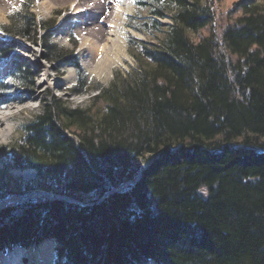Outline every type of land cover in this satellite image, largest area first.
Returning <instances> with one entry per match:
<instances>
[{
	"label": "trees",
	"instance_id": "trees-1",
	"mask_svg": "<svg viewBox=\"0 0 264 264\" xmlns=\"http://www.w3.org/2000/svg\"><path fill=\"white\" fill-rule=\"evenodd\" d=\"M221 1L135 0L153 25L170 21L157 45L128 41L137 71L84 109L52 97L0 147V201H74L0 209V252L52 241L54 264H264V0ZM51 27L23 7L0 32L42 39V58L63 64L69 52L37 33ZM14 51L0 40L30 87ZM8 97L0 84V105ZM25 169L30 183L8 174Z\"/></svg>",
	"mask_w": 264,
	"mask_h": 264
},
{
	"label": "rangeland",
	"instance_id": "rangeland-1",
	"mask_svg": "<svg viewBox=\"0 0 264 264\" xmlns=\"http://www.w3.org/2000/svg\"><path fill=\"white\" fill-rule=\"evenodd\" d=\"M114 1V4L110 6L106 12V17H108L110 14L109 18L112 21H114V13L118 8L124 11L125 7H129V11L121 15L122 17L120 18L119 23L117 21L115 25L117 27L114 28L117 29L119 27V29L122 28L124 31L123 40L127 60H124L120 65L113 66L111 69V75L105 81H100L90 76L82 67L81 61L83 56L82 53H80L79 48L82 46L81 43L83 38L78 35L77 31L72 30L64 36L58 34V29L65 26L64 21L71 15L72 10L68 9V7L58 6L59 9L56 7L54 11L42 15L38 10L37 0H20L17 3L18 5L15 6L16 8H11L7 11L3 10L5 13H3V11L0 13V26H3L8 23V18L11 14L17 12L23 7L28 8L29 14H31L38 23H42L44 25L51 24L52 26L50 29L46 30L39 28L37 30L39 36L43 37L44 35L49 34V43L51 45L69 52L70 54L68 57H64L66 62L63 64L45 61L42 58V48L44 45L42 39L39 42L36 40L27 41L21 37L10 39L0 32V40H11L15 49V56L20 59L21 63L25 64V66L30 70V74L32 76V80L30 81L32 84L30 87L25 86L21 82H15L9 74L8 65L5 63V61L0 59V84H2L4 88L7 89L9 93V99L15 100L20 95L19 97L25 98L28 102L31 101L29 100V97H37H35L31 103H28V110H24L19 116L9 121L10 126L12 127V133L8 139L0 142V147L11 146L17 139L21 126L31 121L34 117L40 115L42 113V106L44 103L49 102L52 97L61 101L67 108L71 110L84 109L89 105L91 99L97 95L99 89L107 88L112 83H120L122 80L130 78V75L137 71V65L128 51L129 40L138 43H146L148 45H157L159 43L163 37V32H165L167 27L170 25L168 18L156 20V25H153L154 18L150 15L149 7H140L135 3V0ZM237 1L238 0H223L220 2L219 7L221 9H227ZM76 22L77 21H72V23L75 25ZM74 62L77 63L78 67L74 65ZM68 72H70L69 85H59L57 81L66 76ZM82 76L85 77V81L88 86L81 88L79 93H76L73 91V89L80 84ZM3 105L5 106L8 104L5 103ZM3 105H0V107ZM8 174L12 178L19 179L24 183H30L35 178V172L30 169L9 170ZM128 185H131V183ZM57 198L58 197H55L51 193L31 192L24 196L15 195L9 199H6L5 201L3 200L0 202H9V206H7L12 207L15 204H21L27 200L50 201ZM64 199L66 202L69 201L68 198ZM43 243L46 244V253L50 256L48 264H54V242L44 241L41 244ZM30 249L36 251L39 248H37V246H33L27 250ZM8 251L15 252L16 250L10 249Z\"/></svg>",
	"mask_w": 264,
	"mask_h": 264
},
{
	"label": "bare ground",
	"instance_id": "bare-ground-1",
	"mask_svg": "<svg viewBox=\"0 0 264 264\" xmlns=\"http://www.w3.org/2000/svg\"><path fill=\"white\" fill-rule=\"evenodd\" d=\"M19 1L0 0V13L3 10L16 8ZM114 2V0H37L38 10L42 15L54 11L58 6L72 10L71 15L69 13L70 16L64 21L65 26L58 29V34L64 36L72 30L77 31L78 35L83 38L82 46L79 48L83 56L81 65L90 76L100 81L108 79L113 66L120 65L127 60L123 40L124 31L119 27L114 28L117 27L115 25L117 21L119 23L121 15L129 11V7H125L124 11L118 8L114 13V21H112L109 18L110 14L106 17V12ZM72 21H77L76 25ZM57 83L69 85L70 72ZM19 96L15 100H7L8 105L0 107V142L8 139L12 133L9 121L19 116L24 110H28V103L36 97H29L31 101L27 102L25 98ZM8 203L0 202V207L7 206ZM45 245L43 243L37 246L39 249L36 251L12 248L16 251H12L13 253L8 251L5 255L0 254V264H48L50 256L46 253Z\"/></svg>",
	"mask_w": 264,
	"mask_h": 264
},
{
	"label": "water",
	"instance_id": "water-1",
	"mask_svg": "<svg viewBox=\"0 0 264 264\" xmlns=\"http://www.w3.org/2000/svg\"><path fill=\"white\" fill-rule=\"evenodd\" d=\"M151 161H149L148 163H147V165L150 163ZM139 177H140V173L137 175V177L132 181V182H128V183H125V184H123L122 186H120V188H122V187H124L125 185H128V184H132V183H135L138 179H139ZM119 188V189H120ZM114 191H116V190H113V192ZM57 199H59V200H63V201H65V199L64 198H62V197H58ZM69 201L68 202H72L73 200H71V199H68ZM5 207H8V206H5ZM1 208H4V207H0V209Z\"/></svg>",
	"mask_w": 264,
	"mask_h": 264
}]
</instances>
